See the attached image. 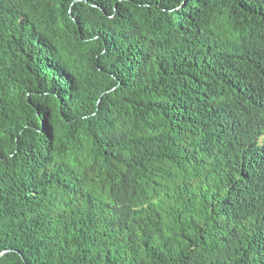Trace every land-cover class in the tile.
I'll list each match as a JSON object with an SVG mask.
<instances>
[{
	"label": "trees",
	"instance_id": "trees-1",
	"mask_svg": "<svg viewBox=\"0 0 264 264\" xmlns=\"http://www.w3.org/2000/svg\"><path fill=\"white\" fill-rule=\"evenodd\" d=\"M0 264H264V0H0Z\"/></svg>",
	"mask_w": 264,
	"mask_h": 264
}]
</instances>
